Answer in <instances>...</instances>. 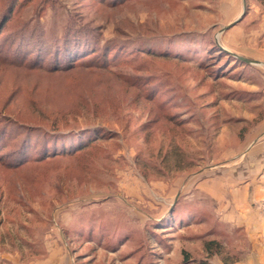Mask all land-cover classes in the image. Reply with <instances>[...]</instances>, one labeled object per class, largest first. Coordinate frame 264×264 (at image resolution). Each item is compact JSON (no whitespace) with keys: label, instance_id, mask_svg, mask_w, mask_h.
I'll return each mask as SVG.
<instances>
[{"label":"rangeland","instance_id":"374dc122","mask_svg":"<svg viewBox=\"0 0 264 264\" xmlns=\"http://www.w3.org/2000/svg\"><path fill=\"white\" fill-rule=\"evenodd\" d=\"M0 142V264H264V0H0Z\"/></svg>","mask_w":264,"mask_h":264},{"label":"water","instance_id":"95a60500","mask_svg":"<svg viewBox=\"0 0 264 264\" xmlns=\"http://www.w3.org/2000/svg\"><path fill=\"white\" fill-rule=\"evenodd\" d=\"M246 11V5L244 4V7H243V10L239 16V18L245 13ZM236 57H238L240 60L244 61L245 63H251V64H260L261 61L259 60H256V59H248V58H245L243 56H240V55H236L234 54Z\"/></svg>","mask_w":264,"mask_h":264},{"label":"trees","instance_id":"16d2710c","mask_svg":"<svg viewBox=\"0 0 264 264\" xmlns=\"http://www.w3.org/2000/svg\"><path fill=\"white\" fill-rule=\"evenodd\" d=\"M50 133V134H58V133H65L66 131L65 130H63L62 132H61V130H55V131H47V132H44V133ZM1 145H3V143H1L0 142V147H1ZM186 257V259H187V255L185 256ZM195 264H210V263H208L207 261H205V260H200V261H197Z\"/></svg>","mask_w":264,"mask_h":264}]
</instances>
